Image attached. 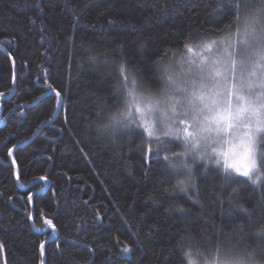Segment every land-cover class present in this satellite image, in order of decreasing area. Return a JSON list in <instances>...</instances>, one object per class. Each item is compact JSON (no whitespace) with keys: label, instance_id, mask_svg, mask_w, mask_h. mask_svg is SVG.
<instances>
[{"label":"trees","instance_id":"obj_1","mask_svg":"<svg viewBox=\"0 0 264 264\" xmlns=\"http://www.w3.org/2000/svg\"><path fill=\"white\" fill-rule=\"evenodd\" d=\"M230 3L0 0V264H42L41 240L45 264H179L174 238L198 223L192 213L163 211L170 202L187 205L166 191L162 171L163 156L179 144L150 142L137 130L100 140L86 130L112 111H124L132 85L159 95L163 68L186 56V45L195 50L204 41L244 39ZM86 50L104 59L88 63ZM45 81L63 94L48 125L57 97ZM259 140L264 150V137ZM17 169L26 187L17 183ZM42 175L46 180H39ZM44 219L56 226L54 239L53 231H37L48 229Z\"/></svg>","mask_w":264,"mask_h":264},{"label":"clouds","instance_id":"obj_2","mask_svg":"<svg viewBox=\"0 0 264 264\" xmlns=\"http://www.w3.org/2000/svg\"><path fill=\"white\" fill-rule=\"evenodd\" d=\"M229 7L247 36L264 41V0H231ZM199 46L207 48L209 42ZM103 59L86 50V62ZM221 92L217 85L202 98L201 118L191 133L173 124L161 133L179 144L163 156L166 191L187 202H170L163 211L169 216L192 213L198 221L177 232L172 252L179 264H264V150L244 136L229 135V110ZM129 118L126 111H112L87 134L106 140L126 130ZM153 204L162 206L159 200ZM217 217L229 219L230 225L223 226Z\"/></svg>","mask_w":264,"mask_h":264},{"label":"rangeland","instance_id":"obj_3","mask_svg":"<svg viewBox=\"0 0 264 264\" xmlns=\"http://www.w3.org/2000/svg\"><path fill=\"white\" fill-rule=\"evenodd\" d=\"M234 38L187 50L186 56L172 59L163 68L164 90L159 95L130 86L124 100L129 125L119 134L137 130L150 142L172 139L161 134L169 124L191 133L201 118L202 98L219 85V98L229 110V135L244 136L258 148L264 137V41L255 42L247 35ZM237 40L242 41L243 51L236 47L234 41L241 42Z\"/></svg>","mask_w":264,"mask_h":264},{"label":"snow or ice","instance_id":"obj_4","mask_svg":"<svg viewBox=\"0 0 264 264\" xmlns=\"http://www.w3.org/2000/svg\"><path fill=\"white\" fill-rule=\"evenodd\" d=\"M172 0H169V3H171ZM217 12H220L221 9L218 8L216 10ZM121 70H123V66H121ZM46 85H47V88L51 90V92H55V95L57 97V105L59 106L60 103H62V100H63V94L59 91H57L55 88H53V86L51 84H47V81H45ZM65 123H67V117L65 118ZM18 145H13V148H17ZM13 148H9L8 149V152H9V155L11 156L12 155V152H13ZM146 153H149L147 150H146ZM146 158H150V156L146 157ZM49 159H51V157H49ZM12 165L13 166H16V160L13 159L12 160ZM13 175L16 176V180H17V183L19 184V179H20V174H19V171L18 169L16 171L13 172ZM39 180L41 181H44L46 180V176H40L39 177ZM20 187H26V185L24 184H19ZM40 191H43V187L40 189ZM34 193H32L31 191L28 192V202L31 203L32 202V197H33ZM11 199V197H10ZM99 218V217H98ZM28 219H32V216H31V213L28 214ZM44 224L48 227V228H51L53 230V233H55V230H56V226L53 224L52 220L51 219H44ZM34 226V225H33ZM38 232H44V229L43 228H40V229H37ZM46 241L45 240H41L40 242V249H41V256L43 257L44 256V245H45ZM124 252H128L129 251V248L127 245H124ZM3 252H4V246L2 244H0V259H2L3 257Z\"/></svg>","mask_w":264,"mask_h":264},{"label":"water","instance_id":"obj_5","mask_svg":"<svg viewBox=\"0 0 264 264\" xmlns=\"http://www.w3.org/2000/svg\"><path fill=\"white\" fill-rule=\"evenodd\" d=\"M14 71H15V70H14ZM15 79H16V72L14 73L13 87H14V84H15ZM61 104H62V103H60L59 106L57 105L56 112H55L53 118H52L47 124H45V125H48L49 123H51V122L54 121V119L56 118V116H57L58 113H59V110H60ZM1 116H2V115H1V112H0V127L2 126V123H1ZM39 131H40V130H37V131L32 135V137H31L28 141H26L25 144H28L29 142H31V141L34 139V137L39 133ZM30 222H31V224L33 223L32 219L30 220ZM46 231H53V230H52L51 228H48V229L44 230V232H46ZM55 237H56V230H55V233H54V236L52 237V239H54ZM52 239H50V240H52ZM48 241H49V240H48ZM42 264H45V261H44V258H43V257H42Z\"/></svg>","mask_w":264,"mask_h":264}]
</instances>
